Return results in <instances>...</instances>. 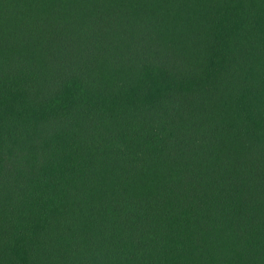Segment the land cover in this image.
<instances>
[{"label":"trees","instance_id":"16d2710c","mask_svg":"<svg viewBox=\"0 0 264 264\" xmlns=\"http://www.w3.org/2000/svg\"><path fill=\"white\" fill-rule=\"evenodd\" d=\"M0 264H264V0H0Z\"/></svg>","mask_w":264,"mask_h":264}]
</instances>
